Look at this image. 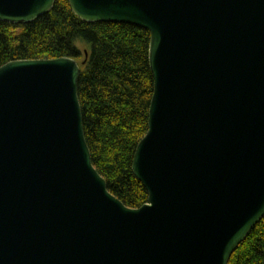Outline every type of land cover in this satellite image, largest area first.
Segmentation results:
<instances>
[{
  "label": "water",
  "instance_id": "1",
  "mask_svg": "<svg viewBox=\"0 0 264 264\" xmlns=\"http://www.w3.org/2000/svg\"><path fill=\"white\" fill-rule=\"evenodd\" d=\"M80 19L150 33L148 131L108 189L70 57L0 66V264H229L264 217V0H67ZM56 0H0L27 24Z\"/></svg>",
  "mask_w": 264,
  "mask_h": 264
},
{
  "label": "trees",
  "instance_id": "2",
  "mask_svg": "<svg viewBox=\"0 0 264 264\" xmlns=\"http://www.w3.org/2000/svg\"><path fill=\"white\" fill-rule=\"evenodd\" d=\"M150 33L111 22L90 23L56 0L46 15L27 24L0 21V66L14 60L70 57L79 63L78 95L92 161L109 191L126 206L147 202L132 171L148 131L154 78ZM229 264H264V217L231 256Z\"/></svg>",
  "mask_w": 264,
  "mask_h": 264
}]
</instances>
